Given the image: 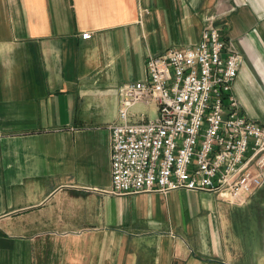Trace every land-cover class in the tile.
Returning a JSON list of instances; mask_svg holds the SVG:
<instances>
[{"label":"crops","instance_id":"0c3cea01","mask_svg":"<svg viewBox=\"0 0 264 264\" xmlns=\"http://www.w3.org/2000/svg\"><path fill=\"white\" fill-rule=\"evenodd\" d=\"M207 25L264 127V0H0V264H264V188L109 192L120 87Z\"/></svg>","mask_w":264,"mask_h":264},{"label":"built area","instance_id":"2783aa9c","mask_svg":"<svg viewBox=\"0 0 264 264\" xmlns=\"http://www.w3.org/2000/svg\"><path fill=\"white\" fill-rule=\"evenodd\" d=\"M240 64L213 25L194 45L149 55L145 78L119 89L108 128L109 192H206L244 206L264 188V127L241 114L232 94ZM138 104L155 105L156 117L138 118L131 112Z\"/></svg>","mask_w":264,"mask_h":264},{"label":"rangeland","instance_id":"374dc122","mask_svg":"<svg viewBox=\"0 0 264 264\" xmlns=\"http://www.w3.org/2000/svg\"><path fill=\"white\" fill-rule=\"evenodd\" d=\"M131 112L137 114L138 118H140V114L145 115L147 119H154L156 117L155 105L153 104L149 106L138 104L131 109ZM138 118H134L133 120H138Z\"/></svg>","mask_w":264,"mask_h":264}]
</instances>
